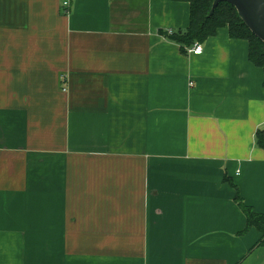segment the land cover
<instances>
[{"label": "crops", "instance_id": "crops-1", "mask_svg": "<svg viewBox=\"0 0 264 264\" xmlns=\"http://www.w3.org/2000/svg\"><path fill=\"white\" fill-rule=\"evenodd\" d=\"M68 1L64 6L63 2ZM183 0H0V264H264V70Z\"/></svg>", "mask_w": 264, "mask_h": 264}, {"label": "trees", "instance_id": "trees-1", "mask_svg": "<svg viewBox=\"0 0 264 264\" xmlns=\"http://www.w3.org/2000/svg\"><path fill=\"white\" fill-rule=\"evenodd\" d=\"M183 1L190 4L189 25L175 32H163L166 37L182 47H190L196 41L202 42L209 36L215 35L218 28L227 26L231 38L248 41L250 61L264 70V42L245 25L232 4L220 1L213 12H210L214 0ZM255 138L257 145L264 149V129L258 130ZM232 186L236 190L234 201L246 218V227L242 234L249 228L255 227L261 234L256 246H264V213L256 212L252 206L246 204L236 185L232 184Z\"/></svg>", "mask_w": 264, "mask_h": 264}, {"label": "water", "instance_id": "water-1", "mask_svg": "<svg viewBox=\"0 0 264 264\" xmlns=\"http://www.w3.org/2000/svg\"><path fill=\"white\" fill-rule=\"evenodd\" d=\"M220 1L232 4L245 25L264 42V0H214L210 12Z\"/></svg>", "mask_w": 264, "mask_h": 264}, {"label": "built area", "instance_id": "built-area-1", "mask_svg": "<svg viewBox=\"0 0 264 264\" xmlns=\"http://www.w3.org/2000/svg\"><path fill=\"white\" fill-rule=\"evenodd\" d=\"M64 6L68 5V1L63 2ZM171 32V31H168ZM189 54L200 55L203 52L202 43L199 41L194 42L190 47L187 48Z\"/></svg>", "mask_w": 264, "mask_h": 264}, {"label": "rangeland", "instance_id": "rangeland-1", "mask_svg": "<svg viewBox=\"0 0 264 264\" xmlns=\"http://www.w3.org/2000/svg\"><path fill=\"white\" fill-rule=\"evenodd\" d=\"M211 11V10H210Z\"/></svg>", "mask_w": 264, "mask_h": 264}]
</instances>
